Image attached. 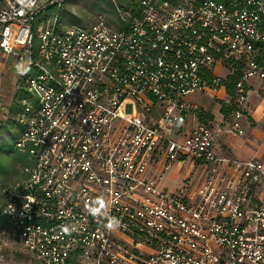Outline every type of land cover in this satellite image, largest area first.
I'll use <instances>...</instances> for the list:
<instances>
[{
  "label": "built area",
  "instance_id": "obj_1",
  "mask_svg": "<svg viewBox=\"0 0 264 264\" xmlns=\"http://www.w3.org/2000/svg\"><path fill=\"white\" fill-rule=\"evenodd\" d=\"M66 1L0 0V56L25 67L2 210L22 246L40 264H264V162L222 154L194 100L236 106L245 135L264 0L115 2L87 28Z\"/></svg>",
  "mask_w": 264,
  "mask_h": 264
},
{
  "label": "rangeland",
  "instance_id": "obj_2",
  "mask_svg": "<svg viewBox=\"0 0 264 264\" xmlns=\"http://www.w3.org/2000/svg\"><path fill=\"white\" fill-rule=\"evenodd\" d=\"M131 0H67L64 8L59 13L60 20L65 25H74L80 28H87L90 24L94 23L99 14L106 13L109 17L115 18V2L119 5H126ZM53 13V12H52ZM52 13L46 15H52ZM9 60L0 56V217L3 216L2 210L5 204V198L3 195V187L5 185L14 184L20 174L21 164L24 162V157L17 152L14 146V138L20 132V125L16 121V101L20 100L17 90L19 78L24 74L25 67L22 63L14 60L11 57ZM8 63L10 65H8ZM14 68L18 71V75L12 78L11 84L7 82L6 76L9 69ZM243 65L235 66L241 68ZM223 75L226 74L222 73ZM253 93L249 99L248 112L245 113L243 120L246 125L250 126L249 131L252 128H256L255 133L261 138L258 143L264 141V82H256ZM15 95V97H14ZM203 103L205 107L212 110L213 120L217 123H221L223 132H227L230 129V124L234 120L233 112H229L228 115H223L220 111L222 103L215 98L209 96H203ZM223 115V116H221ZM212 120V121H213ZM252 127V128H251ZM249 136L253 139L252 134ZM227 140L234 144L233 140H230L228 136L221 139V147L225 151L233 153L236 150L231 149L229 144L225 143ZM264 144V143H263ZM249 149L248 147H243ZM264 150V146L262 148ZM264 159V154H263ZM177 169L174 167L171 171ZM186 169V167H185ZM185 171V170H184ZM198 173L193 175V179L196 180ZM170 180V190H175L178 185L176 184L178 178ZM2 218V217H1ZM0 264H40L38 260L22 246L21 240L15 232L14 227L6 218L5 221L0 220Z\"/></svg>",
  "mask_w": 264,
  "mask_h": 264
},
{
  "label": "crops",
  "instance_id": "obj_3",
  "mask_svg": "<svg viewBox=\"0 0 264 264\" xmlns=\"http://www.w3.org/2000/svg\"><path fill=\"white\" fill-rule=\"evenodd\" d=\"M256 82H264V80H262L260 78H254V79L251 80V82L249 84L250 97H251L252 93L254 92L253 88H255V83ZM203 96H209V97L215 98V99H216V97L213 96V95H210V94L209 95L208 94H196L194 96V100L200 104V106L202 107L203 111H206V112H209V113H213L212 110H210L207 107H205V105L203 103ZM250 97H249V99H250ZM248 103H249V100H248ZM250 106H248V108ZM220 111H221V109H220ZM221 116H223V115H221ZM223 119H222V122H220V123H217V121H214V120L213 121L210 120V121H212L213 125L218 126L219 128H221V123H223V121H224ZM233 121L230 124V128L232 126ZM240 121H241V123L243 125V128H244L245 132H246L245 135H243V136L234 135L233 133L230 132V129H227L226 130L227 132H223L222 129H220L219 134H218L219 143H220V145H219L220 146L219 147L220 152L222 154H224V155H230V156H233V157L239 158V159H250V158L256 157V158L261 159L264 162V159H263L264 150H262V148L264 146V144H263L264 141L262 140L261 143H258L257 141L261 140V138L259 136H257V134L255 133L256 128L254 129V128L251 127L252 129H251V132H250L249 131L250 126L245 124L243 118ZM20 131H21V128H20ZM250 133L252 134L253 139L249 136ZM226 136H228V138L230 140H233L234 144L236 145L237 149L233 150V153L232 152L230 153L228 150L225 151L221 147V145H222L221 139H223V137H226ZM225 143L229 144L231 149H234L235 145L233 143H230L229 140H227ZM243 147H248L249 149L246 150V148H243ZM175 167H177V169H174L173 171H171L170 174H169V177L164 182V184L166 186L171 187L168 184H169L170 180L173 179V181H174L175 180L174 178H178V181H177L176 184H178L184 178L185 171H180L178 166H175Z\"/></svg>",
  "mask_w": 264,
  "mask_h": 264
},
{
  "label": "trees",
  "instance_id": "obj_4",
  "mask_svg": "<svg viewBox=\"0 0 264 264\" xmlns=\"http://www.w3.org/2000/svg\"><path fill=\"white\" fill-rule=\"evenodd\" d=\"M54 11H55L54 9H50V10H48L47 14H50V13H52ZM257 45L260 46V56L258 57L259 61H260V63H264V44L263 43H258ZM10 62H11V60L9 59V63ZM9 63H8V65H10ZM17 75H18V71L15 70L14 68H11V66H9V69H8V72H7V76H6V79H7V82H9V85L11 84V82H13L12 78L16 77ZM209 76H210V74H209ZM239 76H240V73L237 72V73H235L233 75L228 76L227 80L225 81V84H226V87H227V91L231 95H234L235 92H236L235 80L238 79ZM207 77H208V75H207ZM16 94L18 96H20V100H21L22 97L26 96L25 92H23L22 90H17ZM14 97H15V95H14ZM20 100L16 101V109L17 110L20 108ZM220 103H222L221 113L223 115H228L229 112H233L237 108L236 106H228L222 101H220ZM199 115H200V119L202 121L213 120V115L211 113H209V112L201 111ZM19 135H20V133L14 139L17 140L19 138ZM15 140H14V143H15ZM2 147H4V146H2ZM22 160L24 161L25 159H22ZM1 217H0L1 221H5V219L7 218L4 214Z\"/></svg>",
  "mask_w": 264,
  "mask_h": 264
}]
</instances>
